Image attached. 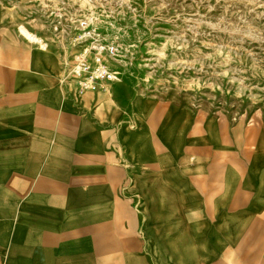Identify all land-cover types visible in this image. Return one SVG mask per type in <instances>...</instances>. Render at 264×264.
Wrapping results in <instances>:
<instances>
[{
	"label": "crops",
	"instance_id": "obj_1",
	"mask_svg": "<svg viewBox=\"0 0 264 264\" xmlns=\"http://www.w3.org/2000/svg\"><path fill=\"white\" fill-rule=\"evenodd\" d=\"M51 49L0 7V264H264V118Z\"/></svg>",
	"mask_w": 264,
	"mask_h": 264
},
{
	"label": "rangeland",
	"instance_id": "obj_2",
	"mask_svg": "<svg viewBox=\"0 0 264 264\" xmlns=\"http://www.w3.org/2000/svg\"><path fill=\"white\" fill-rule=\"evenodd\" d=\"M1 2L33 47L62 52L66 77L90 47L91 57L104 50L117 83L131 70L126 81L142 94L173 91L264 118V0Z\"/></svg>",
	"mask_w": 264,
	"mask_h": 264
},
{
	"label": "built area",
	"instance_id": "obj_3",
	"mask_svg": "<svg viewBox=\"0 0 264 264\" xmlns=\"http://www.w3.org/2000/svg\"><path fill=\"white\" fill-rule=\"evenodd\" d=\"M105 49L104 47H101ZM90 47L75 55L73 63L69 66L70 78L77 85L81 92L96 91L104 88L108 82L117 80V75L109 64L105 62L103 51H98L93 55L89 54ZM108 53L114 54L116 48L113 46L107 49Z\"/></svg>",
	"mask_w": 264,
	"mask_h": 264
},
{
	"label": "bare ground",
	"instance_id": "obj_4",
	"mask_svg": "<svg viewBox=\"0 0 264 264\" xmlns=\"http://www.w3.org/2000/svg\"><path fill=\"white\" fill-rule=\"evenodd\" d=\"M23 31L29 36V38L30 39H33V40H35V41H42L37 35H33V34H31L27 29H23ZM52 51V49L50 48V49H48V52H51ZM125 81L126 80H131V78H133V75H132V71L130 70H128V71H126V73H125Z\"/></svg>",
	"mask_w": 264,
	"mask_h": 264
}]
</instances>
